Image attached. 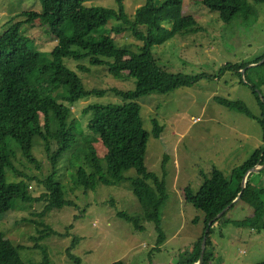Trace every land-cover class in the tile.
Returning a JSON list of instances; mask_svg holds the SVG:
<instances>
[{
	"label": "trees",
	"instance_id": "1",
	"mask_svg": "<svg viewBox=\"0 0 264 264\" xmlns=\"http://www.w3.org/2000/svg\"><path fill=\"white\" fill-rule=\"evenodd\" d=\"M42 10H30L16 17L0 36V217L11 212L15 203L27 205L43 204L40 213L33 212L27 223L35 226L36 233L30 240L41 249L40 264H52L46 247L41 243L57 235L46 223L47 216L54 210L75 208L69 194L55 176L39 181L20 171L21 165L41 170L34 156L38 142L53 168L68 156L79 166L76 172L74 192H94L99 186L112 187L130 182L134 196L144 210V221L154 224L160 232L159 244L165 242L162 210L169 197L166 186L165 156L164 179L148 171L145 165L149 133L144 128L141 105L138 100L154 93L168 94L180 88H188L204 79H214L205 74H169L155 60L152 48L163 45L178 34H191L200 30L197 20L183 15L184 0H146L136 10L133 19L125 13L123 0H117L118 10L101 6H88L95 0H37ZM264 4V0H253ZM210 11L217 12L224 24H231L242 13L244 17L255 16V5L248 0H203ZM123 24L113 28L117 33L131 32L143 42L141 52L119 48L110 36L100 33L109 20ZM35 21L47 26V32L57 41L49 55L34 50L24 28ZM168 25V27H166ZM146 27L147 33L140 28ZM67 59L81 62L90 60L91 68H105L115 79L135 81L134 89H88L77 72L68 69ZM256 62L242 65H227L224 71H241ZM91 68L79 66L78 70L91 73ZM247 71H243V76ZM253 95L262 107L263 114L257 117L241 100L215 97L221 106L248 118L257 120L264 128V101L258 87L251 86ZM112 92L124 99L121 105H91L85 114L93 113L87 127L74 114V105L91 96H103ZM153 134L161 138L166 130L160 122L153 120ZM259 166H264V147L259 148L241 166L234 169L231 177L215 168L210 175L202 174L203 184L197 193L191 187L183 191L185 204L204 215L203 232L177 264H197L205 231L237 199L242 190L244 175ZM135 171L136 177L127 179L125 174ZM257 175L247 179V187L240 203H249L255 208L253 216L244 222L253 229L264 230V187L255 182ZM15 178V179H14ZM36 182L45 190L40 196L30 192V183ZM237 204V205H238ZM235 208V206H234ZM232 208L222 219L212 225L207 233V246L203 264L215 260V244L212 235L215 228L224 224H236L228 219ZM118 217L135 225L140 220L126 213ZM72 227L71 229H73ZM69 233L66 234L68 236ZM63 236V235H61ZM75 242L68 254L76 264H83L73 254ZM22 245H16L0 235V264H27L22 257ZM112 264H125L122 261ZM264 264V263H262Z\"/></svg>",
	"mask_w": 264,
	"mask_h": 264
},
{
	"label": "rangeland",
	"instance_id": "2",
	"mask_svg": "<svg viewBox=\"0 0 264 264\" xmlns=\"http://www.w3.org/2000/svg\"><path fill=\"white\" fill-rule=\"evenodd\" d=\"M163 3L166 0H158ZM256 15L244 17L242 13L231 24H224L219 13L210 11L203 0H184L183 15L193 16L200 30L191 34H178L163 45L154 46L152 53L158 65L169 74L200 75L204 79L188 88H180L168 94L154 93L138 100L144 128L149 133L145 165L149 172L164 179L163 164H166L168 203L162 210L165 242L159 244L160 232L154 224L144 221V210L134 196L131 183L117 186H99L96 191L74 192L78 165L64 156L57 168H53L39 143L34 147V156L41 165H21L20 171L39 181L55 176L69 194L75 208L54 210L46 223L57 233L41 244L46 247L52 264H76L68 249L75 243L73 254L83 264H177L203 232L204 215L185 204L183 191L191 187L197 193L203 184L202 174L210 175L215 168L231 177L235 168L243 165L256 150L264 147V128L255 119L231 111L214 98L223 97L241 100L251 113L261 117L263 110L251 86L256 85L264 101V60L248 66L247 75L224 71L227 65H242L256 62L264 56V4L255 3ZM146 0H123L125 13L134 18L136 10ZM88 6L119 9L117 0H95ZM34 10L41 12L37 0H0V36L20 14ZM123 26L115 19L109 20L100 33L114 39L119 48L139 53L143 42L131 32L117 33L113 28ZM168 27V25H166ZM147 33L146 27H141ZM34 50L49 55L57 41L47 32V26L35 21L24 28ZM65 66L74 70L83 79L88 89H134L135 81L115 79L105 68H91L90 60L76 62L67 59ZM79 66L91 68V73L78 70ZM124 99L112 92L103 96H91L77 102L73 109L83 127H87L93 113L85 114L91 105H121ZM157 119L166 128L163 136L153 134V120ZM135 178V171L125 174ZM15 179V178H14ZM256 184L264 187V172L257 175ZM45 189L30 183V192L35 196ZM43 204L27 205L16 202L14 209L0 217V235L16 245H22L21 254L27 264H40L41 249L34 247L30 238L35 235L33 212L40 213ZM255 208L249 203H240L228 219L236 224L217 226L212 235L215 244V260L212 264H262L264 263V230L259 231L242 224L251 218ZM126 213L140 220L142 229L118 217ZM74 227L73 229H71ZM69 233L68 236L66 234ZM63 235V236H61Z\"/></svg>",
	"mask_w": 264,
	"mask_h": 264
},
{
	"label": "water",
	"instance_id": "3",
	"mask_svg": "<svg viewBox=\"0 0 264 264\" xmlns=\"http://www.w3.org/2000/svg\"><path fill=\"white\" fill-rule=\"evenodd\" d=\"M262 172H264V166H259V167L255 168L253 170H250L249 172H247L244 175L243 181H242V187H241L242 190H241V193L239 194V196L237 197V199L214 222H212L210 224L209 228L206 229V231H205L206 235L203 238L202 246H201V248H202L201 249V255H200V258H199V261H198L197 264H203L204 263V254H205V249H206V246H207V233L210 232V229H211L212 225L215 224L218 220L222 219L232 208H234V206H236L240 202V200H241V198L243 196V193H244V191H245V189L247 187V179H248V177L250 175H252V174L258 175V174H260Z\"/></svg>",
	"mask_w": 264,
	"mask_h": 264
}]
</instances>
